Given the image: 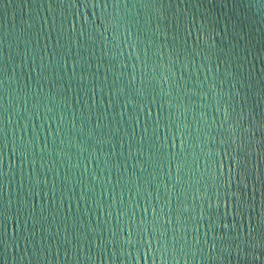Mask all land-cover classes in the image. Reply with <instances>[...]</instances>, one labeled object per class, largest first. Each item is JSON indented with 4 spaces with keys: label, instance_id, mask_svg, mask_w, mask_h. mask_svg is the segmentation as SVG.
I'll return each mask as SVG.
<instances>
[{
    "label": "water",
    "instance_id": "obj_1",
    "mask_svg": "<svg viewBox=\"0 0 264 264\" xmlns=\"http://www.w3.org/2000/svg\"><path fill=\"white\" fill-rule=\"evenodd\" d=\"M0 264H264V0H0Z\"/></svg>",
    "mask_w": 264,
    "mask_h": 264
}]
</instances>
